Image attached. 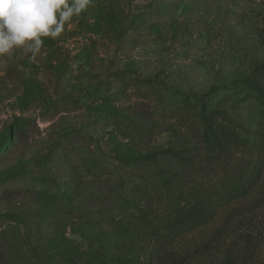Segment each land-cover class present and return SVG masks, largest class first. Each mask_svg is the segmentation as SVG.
I'll return each mask as SVG.
<instances>
[{"label": "rangeland", "instance_id": "1", "mask_svg": "<svg viewBox=\"0 0 264 264\" xmlns=\"http://www.w3.org/2000/svg\"><path fill=\"white\" fill-rule=\"evenodd\" d=\"M30 55L0 56V264H66L67 253L109 245L118 178L203 161L192 180L212 184L250 158L240 146L206 154L195 101L257 75L264 0H92ZM184 95L194 104L179 102ZM222 95L206 102L214 123L258 143V101ZM142 155L159 162L119 164ZM231 262L264 264V172L248 197L150 260Z\"/></svg>", "mask_w": 264, "mask_h": 264}, {"label": "trees", "instance_id": "2", "mask_svg": "<svg viewBox=\"0 0 264 264\" xmlns=\"http://www.w3.org/2000/svg\"><path fill=\"white\" fill-rule=\"evenodd\" d=\"M254 73L257 75L235 80L219 88L214 95L210 91L195 101L202 122L200 141L206 154L218 157L240 146L250 158L240 161L239 167L227 170L225 176L212 184L192 180L194 174L204 168L200 165L205 164L203 161H174L175 165L166 161L172 164L158 166L155 175H143L141 181L118 178L117 185L113 186L115 209L106 218L111 243L101 241L95 250L85 254L67 253L66 264H150L152 255L171 246L177 238L206 226L222 209L250 195L264 172V89L261 85L264 64ZM219 93L223 94L222 99L241 102L254 98L258 101L263 118L260 130L263 135L258 137V143L240 141L214 123L210 112L216 109H206V102ZM179 102L194 104L192 95H184ZM171 154L172 159L181 158ZM153 158L152 155L122 158L119 164L141 168L159 162L150 161Z\"/></svg>", "mask_w": 264, "mask_h": 264}, {"label": "clouds", "instance_id": "3", "mask_svg": "<svg viewBox=\"0 0 264 264\" xmlns=\"http://www.w3.org/2000/svg\"><path fill=\"white\" fill-rule=\"evenodd\" d=\"M92 0H0V56L22 49L35 60L45 38L57 39Z\"/></svg>", "mask_w": 264, "mask_h": 264}]
</instances>
